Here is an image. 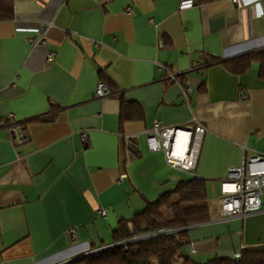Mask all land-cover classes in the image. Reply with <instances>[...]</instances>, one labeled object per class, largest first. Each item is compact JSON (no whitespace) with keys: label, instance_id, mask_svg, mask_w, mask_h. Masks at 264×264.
I'll return each instance as SVG.
<instances>
[{"label":"crops","instance_id":"obj_1","mask_svg":"<svg viewBox=\"0 0 264 264\" xmlns=\"http://www.w3.org/2000/svg\"><path fill=\"white\" fill-rule=\"evenodd\" d=\"M182 1L14 0L13 17L0 20V264H62L99 249L118 221L189 179L147 149L154 119L205 128L195 173L209 219L186 227V252L204 261L264 244V191L259 211L218 215L227 167L264 152L259 65L235 75L221 62L264 48V0ZM47 24L43 43L29 42ZM101 82L109 96H96ZM10 114L29 137L20 145Z\"/></svg>","mask_w":264,"mask_h":264},{"label":"trees","instance_id":"obj_2","mask_svg":"<svg viewBox=\"0 0 264 264\" xmlns=\"http://www.w3.org/2000/svg\"><path fill=\"white\" fill-rule=\"evenodd\" d=\"M13 3L14 0H0V20L13 17ZM221 62L235 75L243 74L256 62L258 77L264 80V48ZM133 104L121 100L124 109H131ZM165 208L170 210L171 216L163 213ZM208 219L205 179L190 177L180 181L173 190L161 193L157 199L146 200L144 208L130 219L118 221L109 243L62 264H264V244L244 246L238 257H212L204 261L192 258L185 250L186 227Z\"/></svg>","mask_w":264,"mask_h":264},{"label":"built area","instance_id":"obj_3","mask_svg":"<svg viewBox=\"0 0 264 264\" xmlns=\"http://www.w3.org/2000/svg\"><path fill=\"white\" fill-rule=\"evenodd\" d=\"M229 1L236 8H241L245 2V0ZM191 4L192 2L190 0L182 1L180 6L188 7ZM125 13H131L130 7L125 8ZM47 26L48 24L41 27V36L31 37L29 38V42L35 44L43 43V34ZM54 57L55 52L47 53L46 61H53ZM160 68L163 69L166 77L177 81L172 72L163 66H160ZM181 86L182 96L188 103L191 89L186 84H182ZM95 94L98 97L110 95V89L106 82H101L96 86ZM246 97L247 93L243 91L241 98L244 99ZM8 117L9 122L6 124V128L9 131L13 143L20 145L26 142L29 137L22 123L17 122L12 114ZM204 131V126L198 121H194L191 126L179 127L166 125L162 121L154 119L152 126L145 131L146 146L151 152H161L165 163L170 168L184 171L190 177H194L196 176L195 168ZM80 136L83 143L88 142L87 133L81 132ZM134 136L135 134H125L123 138L126 140ZM262 191H264V152L244 159L239 165L227 167L224 178L219 182V218L242 217L259 211L261 209ZM98 214L101 217H106L108 209L100 208ZM69 233L71 235L74 234L72 229H69ZM239 255L240 252L237 251L233 257H238Z\"/></svg>","mask_w":264,"mask_h":264}]
</instances>
